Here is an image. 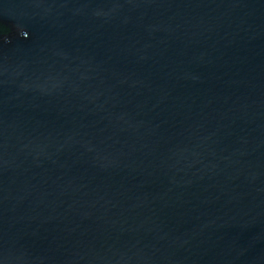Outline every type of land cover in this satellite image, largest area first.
Returning a JSON list of instances; mask_svg holds the SVG:
<instances>
[{"label":"water","instance_id":"1","mask_svg":"<svg viewBox=\"0 0 264 264\" xmlns=\"http://www.w3.org/2000/svg\"><path fill=\"white\" fill-rule=\"evenodd\" d=\"M0 264H264V0H0Z\"/></svg>","mask_w":264,"mask_h":264}]
</instances>
